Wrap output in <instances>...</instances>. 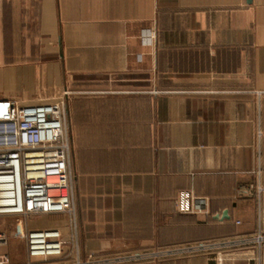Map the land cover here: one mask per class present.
I'll return each instance as SVG.
<instances>
[{
    "label": "crops",
    "instance_id": "obj_1",
    "mask_svg": "<svg viewBox=\"0 0 264 264\" xmlns=\"http://www.w3.org/2000/svg\"><path fill=\"white\" fill-rule=\"evenodd\" d=\"M0 100L65 104L75 224L34 227L73 260L264 235V0H0ZM224 264H264V244Z\"/></svg>",
    "mask_w": 264,
    "mask_h": 264
},
{
    "label": "built area",
    "instance_id": "obj_2",
    "mask_svg": "<svg viewBox=\"0 0 264 264\" xmlns=\"http://www.w3.org/2000/svg\"><path fill=\"white\" fill-rule=\"evenodd\" d=\"M251 189L259 196L264 194L261 187ZM207 205L206 199L188 192L181 193L177 201L181 212L195 215L207 214ZM65 215L73 216L74 225L65 104L21 105L14 100H0V250L11 241H24L26 264H131L197 253L215 254L217 263L224 264L233 249L264 244L260 233L240 240L73 260L65 250L67 242L59 229L34 227L39 218ZM0 264H13L11 255L0 253Z\"/></svg>",
    "mask_w": 264,
    "mask_h": 264
},
{
    "label": "rangeland",
    "instance_id": "obj_3",
    "mask_svg": "<svg viewBox=\"0 0 264 264\" xmlns=\"http://www.w3.org/2000/svg\"><path fill=\"white\" fill-rule=\"evenodd\" d=\"M11 222V221H10ZM8 231H11L10 223H7ZM1 254H9L12 257L13 264H26L27 263V256H26V243L24 241L14 243L11 241V245L2 248L0 250Z\"/></svg>",
    "mask_w": 264,
    "mask_h": 264
},
{
    "label": "water",
    "instance_id": "obj_4",
    "mask_svg": "<svg viewBox=\"0 0 264 264\" xmlns=\"http://www.w3.org/2000/svg\"><path fill=\"white\" fill-rule=\"evenodd\" d=\"M226 216V215H225Z\"/></svg>",
    "mask_w": 264,
    "mask_h": 264
}]
</instances>
